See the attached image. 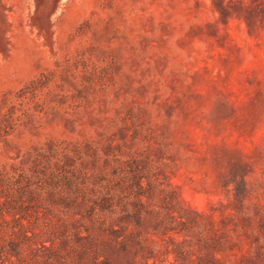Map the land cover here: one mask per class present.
<instances>
[{
	"label": "rangeland",
	"instance_id": "1",
	"mask_svg": "<svg viewBox=\"0 0 264 264\" xmlns=\"http://www.w3.org/2000/svg\"><path fill=\"white\" fill-rule=\"evenodd\" d=\"M0 264H264V0H0Z\"/></svg>",
	"mask_w": 264,
	"mask_h": 264
}]
</instances>
